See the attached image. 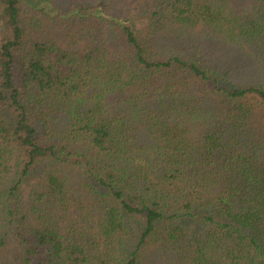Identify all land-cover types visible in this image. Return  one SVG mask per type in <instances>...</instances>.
Returning <instances> with one entry per match:
<instances>
[{"label":"trees","instance_id":"16d2710c","mask_svg":"<svg viewBox=\"0 0 264 264\" xmlns=\"http://www.w3.org/2000/svg\"><path fill=\"white\" fill-rule=\"evenodd\" d=\"M0 264H264V0H0Z\"/></svg>","mask_w":264,"mask_h":264}]
</instances>
